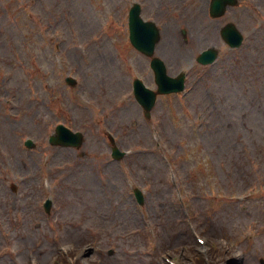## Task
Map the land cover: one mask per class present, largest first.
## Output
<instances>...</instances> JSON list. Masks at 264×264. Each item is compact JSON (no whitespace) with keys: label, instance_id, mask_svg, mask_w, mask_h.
<instances>
[{"label":"rangeland","instance_id":"374dc122","mask_svg":"<svg viewBox=\"0 0 264 264\" xmlns=\"http://www.w3.org/2000/svg\"><path fill=\"white\" fill-rule=\"evenodd\" d=\"M138 1L153 56L186 73L148 118L132 81L156 88L151 57L129 44L125 0H0V264H264V0L218 17L210 0ZM57 123L82 143L50 145Z\"/></svg>","mask_w":264,"mask_h":264},{"label":"water","instance_id":"95a60500","mask_svg":"<svg viewBox=\"0 0 264 264\" xmlns=\"http://www.w3.org/2000/svg\"><path fill=\"white\" fill-rule=\"evenodd\" d=\"M234 0H212L211 10L214 15H219L222 13V8L228 3H232ZM130 37L134 45L147 54H151L154 48V45L159 40V33L155 26L150 22H142V20L137 16L134 11L130 17ZM222 35L230 43H239V40L235 42V38L238 36L235 28L232 24L226 25L222 29ZM152 67L155 70L156 82L159 85L160 92L167 91H176L181 89L182 84L180 80H172L167 78L164 73V65L159 59H153L151 62ZM136 94L140 103L148 109L149 105L153 102L155 93L149 90L142 88L139 84H136ZM58 134L54 139V143H61L65 145H74L79 146L82 142V137L79 132L72 133L68 129L62 127L61 125L57 128ZM53 140V137H51ZM30 143V142H28ZM113 156L120 158L122 152H119L116 148H113ZM136 196L138 200L142 201V196L138 191H136Z\"/></svg>","mask_w":264,"mask_h":264},{"label":"bare ground","instance_id":"6f19581e","mask_svg":"<svg viewBox=\"0 0 264 264\" xmlns=\"http://www.w3.org/2000/svg\"><path fill=\"white\" fill-rule=\"evenodd\" d=\"M156 47H158V46H156ZM156 47H155V48H156Z\"/></svg>","mask_w":264,"mask_h":264}]
</instances>
